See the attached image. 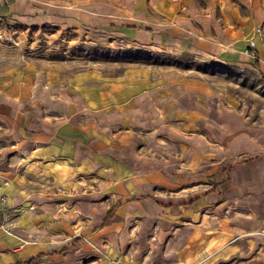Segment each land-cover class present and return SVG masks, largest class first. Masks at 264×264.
<instances>
[{"label": "crops", "instance_id": "1", "mask_svg": "<svg viewBox=\"0 0 264 264\" xmlns=\"http://www.w3.org/2000/svg\"><path fill=\"white\" fill-rule=\"evenodd\" d=\"M1 5L5 14L24 24L57 28L86 23L140 30L134 23L113 22L110 15L117 8L107 0H0ZM111 24L114 26L109 27ZM211 28L210 37L205 30L201 35L195 34L197 39L189 48L220 59L248 58L240 28L220 22L211 23ZM151 30L144 28L143 37H148ZM155 35L159 33L153 32V38ZM253 50L257 68L264 71L258 64L257 50ZM165 88L160 103H154L159 99L151 101L150 93L143 92L133 95L130 103L118 109H107L102 104L78 103L76 94L55 83L37 81L24 98L0 87V140L4 143L0 147L2 212L8 213L20 204H40L44 172L58 170L61 163L71 162L75 166L83 161L104 169L105 181L112 183L114 195L91 230L99 228L108 235L106 246L125 253L123 256L130 258L137 253L136 264H187L189 245L198 240L200 248L204 245L213 254L220 250L251 249L256 240L252 228L264 229V215L259 218L256 210L245 209L249 201L246 194L254 187L249 182L255 169L261 167L264 171V133L237 114L220 109L218 103L198 104L195 91L183 85ZM157 105L163 108L165 116H184L185 124L197 129H205L206 119L211 117L206 137L197 134L198 146L185 143L178 161L164 157L159 163L135 162L140 155L130 156V143L123 133H118L117 141L111 143L97 120L101 117L107 122L111 114L116 124L136 125L141 121L136 116L141 109L146 112ZM208 139L211 145L206 144ZM125 151L128 161L124 159ZM186 155H190V163ZM208 155L217 158L206 164ZM117 187L131 192L127 195ZM126 209L136 215V222H129L132 236L128 239L130 234L126 231L127 239L122 243L124 223L130 219ZM24 210L8 220V232H0V264L20 263L37 254L40 256L34 261L39 262L61 250L59 246H50L54 239L44 241L46 233L57 232L43 224H33L32 220L40 221L43 213Z\"/></svg>", "mask_w": 264, "mask_h": 264}, {"label": "rangeland", "instance_id": "2", "mask_svg": "<svg viewBox=\"0 0 264 264\" xmlns=\"http://www.w3.org/2000/svg\"><path fill=\"white\" fill-rule=\"evenodd\" d=\"M107 1L117 8L109 16L113 22L134 23L140 30L86 23L57 28L24 24L5 14L1 5L0 87L24 98L37 81L55 83L76 94L78 103L118 109L130 103L133 95L143 92L150 93L151 101L159 99L154 103H160L167 85H183L195 91L198 104L218 103L220 109L237 114L264 133V71L255 66L256 56L249 52L246 44L249 38L255 41L251 49L257 50L259 67L264 68V0ZM217 22L242 30L249 54L247 59H220L189 48V44H194L195 34L201 35L205 30L210 37L211 23L217 25ZM144 28L152 29L148 37H143ZM153 32H158L159 36L153 38ZM166 33L172 37L163 36ZM147 111L141 109L136 114L141 120L136 125L116 124L111 114L107 122L101 117L97 119L111 143L117 141L118 133L121 136L123 133L130 143V156L138 153L140 156L135 157V162L140 160L143 164L159 163L164 157L178 161L183 145L198 146L197 134L205 136V129H209L211 123V117H207L205 129H197L185 124L184 116H165L159 105ZM208 141L206 144L211 145ZM3 145L0 140V147ZM124 155L128 161V152ZM184 157L191 162L190 155ZM206 158L205 163L210 164L217 157L208 155ZM112 160L116 161L114 157ZM68 164L61 163L58 170L44 172L38 205L20 204L4 214L0 197V216L7 227L8 220L28 208L31 213H43L40 221L32 220L34 225L43 224L57 232L46 233L44 237L45 242L55 240L50 246L61 248L57 255L29 264H136L137 253L130 258L123 256L125 253L106 246L110 240L108 235L102 234L99 228L91 230L111 205L110 197L114 199L112 183L109 179L105 181L104 169L83 161L75 166L71 162ZM255 170L249 182L254 187L246 194L249 201L245 209L256 210L260 218L264 215V188H261L264 171L261 167ZM117 190L127 195L131 192L124 187H117ZM125 211L130 219L124 223L122 243L132 236L129 227L136 217L130 209ZM252 229L256 240L245 252L220 250L213 254L204 245L200 248V240L193 241L187 251V264H225L226 261L229 264H262L264 229ZM126 231L130 235L124 239Z\"/></svg>", "mask_w": 264, "mask_h": 264}, {"label": "built area", "instance_id": "3", "mask_svg": "<svg viewBox=\"0 0 264 264\" xmlns=\"http://www.w3.org/2000/svg\"><path fill=\"white\" fill-rule=\"evenodd\" d=\"M256 33H258V28L255 29ZM254 45V40L252 38H249L247 41V47L250 49L249 52L252 54L254 53V50L251 49V47ZM1 204H0V212H1ZM0 232H8L7 224L2 216H0Z\"/></svg>", "mask_w": 264, "mask_h": 264}, {"label": "trees", "instance_id": "4", "mask_svg": "<svg viewBox=\"0 0 264 264\" xmlns=\"http://www.w3.org/2000/svg\"><path fill=\"white\" fill-rule=\"evenodd\" d=\"M113 26H114L113 24L109 25V27H113ZM253 55L256 56V52H254ZM255 66H257L256 61H255ZM38 256H40V254H37V255L32 256V257H30L29 259H27V260H25L23 262L15 263V264H29V263H32V262H34L35 258H37Z\"/></svg>", "mask_w": 264, "mask_h": 264}]
</instances>
